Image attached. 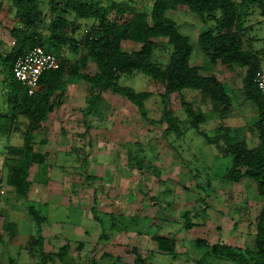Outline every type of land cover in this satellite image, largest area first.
Masks as SVG:
<instances>
[{"label":"rangeland","instance_id":"obj_1","mask_svg":"<svg viewBox=\"0 0 264 264\" xmlns=\"http://www.w3.org/2000/svg\"><path fill=\"white\" fill-rule=\"evenodd\" d=\"M102 1L108 4V0ZM154 1L134 0L132 4L149 11ZM0 5V50L7 53L15 42L10 31L19 23L13 0H0ZM41 7L45 17L39 28L48 33L53 18L48 0H41ZM246 10L250 14L244 22L251 28L244 31V47L260 56L264 68V16L256 6ZM169 15L180 31L191 37V65L206 67L201 74H215L225 84L231 96L230 112L237 106L245 110L247 128L237 130L231 141H243L248 148L259 146L255 126L259 114L247 106L251 103L246 101L243 89L245 68L230 69L220 62L211 65L198 43L200 31L214 22L204 21L186 5ZM130 17L127 13L119 20ZM80 23L76 37H81L94 21ZM123 48L132 50V42H124ZM55 53L61 60L78 62L79 53L68 45ZM171 53L172 46L161 39L153 59L166 65ZM82 71L95 74L96 62L90 60ZM4 74L0 71V111L11 114L8 93L3 92ZM71 75L67 69L64 78ZM14 81L11 76L7 90ZM119 83L152 92L145 101L146 118L137 105L112 90L103 92L97 110L84 113L90 95L84 80L70 82L62 95L57 92L53 110L35 132V150L43 158L29 168L32 186L28 200L19 197L9 182V168L20 157L9 156L6 150L23 146L29 119L18 114L11 134H0V263L39 264L46 254L48 264H63L58 249L66 243L71 247V264H134L135 249L148 255L152 264H199L207 249L217 242L255 251V223L264 197L249 177L239 182L223 178L232 166V156H223L197 132L182 101L192 102L196 111L206 116L200 129L209 135L224 133L225 115L230 112L222 114L209 98L202 99L201 91L190 88L165 100V84L141 71L121 76ZM165 111L178 118L179 133L166 130ZM137 151L145 159L143 168L135 159ZM30 205L47 221L36 224L28 213ZM186 212H191L194 225L188 226ZM12 222L17 225L14 237L9 235L7 225ZM159 236L175 241L173 257L159 252ZM103 254L114 258L103 259ZM207 260L209 264H234L211 256Z\"/></svg>","mask_w":264,"mask_h":264},{"label":"trees","instance_id":"obj_2","mask_svg":"<svg viewBox=\"0 0 264 264\" xmlns=\"http://www.w3.org/2000/svg\"><path fill=\"white\" fill-rule=\"evenodd\" d=\"M133 1L108 0L105 5L102 0H48L53 18L50 32L44 33L39 28L45 17L41 0H13L19 23L10 31L15 42L9 52L0 50V71L5 73L3 92L8 93L7 105L11 114L0 111V134H11L18 114L22 113L29 119L23 146H10L6 150L9 156L20 157L9 168V182L15 188L16 194L23 199H29L28 193L32 186L28 179L29 168L32 162H40L43 158L35 150V132L43 127L42 124L53 110L57 92L60 91L59 95L64 94L70 82L84 80L88 83V106L83 110L86 114L99 108L104 91L112 90L137 105L146 118L145 101L152 96V92L136 91L119 83L121 76L135 71H141L153 80L163 82L165 100L175 92L180 93L190 88L201 91L202 99L209 98L214 108L219 109L222 114L230 112L231 96L225 84L215 74H201L202 66L191 65V37L183 34L177 22L169 15L170 11L186 5L190 11L202 16L204 21L214 22L197 36L198 43L209 57L211 65L220 62L230 69L236 66L245 68L243 89L246 101L253 104L259 114L255 124L261 140L259 146L248 148L243 141L233 143L229 127H225L223 134L216 132L209 135L200 129V123L206 122V116L196 111L192 102L183 100L182 104L186 106L190 123L197 132L209 144L216 146L223 156H232V166L224 173L223 178L229 182H239L243 177H249L255 181L259 194L264 197V102L255 83L257 72L264 68L260 56L254 50L245 48L243 40L244 31L251 28L244 22V17L250 14L246 9L251 5L256 6L264 16V0H155L149 11L136 9ZM127 13L131 17L120 21L119 18ZM88 20L94 21L92 26L86 27L81 37H76L75 31L81 28L80 21ZM72 25L75 26L70 31ZM161 39H167L172 46L170 60L166 65L153 59V53ZM126 41L132 42V50L123 48ZM65 45L79 53L78 62L61 60L59 68L44 71L40 78L41 87L30 95L26 86L14 75L17 59L35 47H43L48 52L55 53ZM90 60H94L98 68L93 75L82 71ZM67 69H70L72 75L64 78ZM11 76L15 77V81L7 90ZM165 117L168 123L166 130L169 133H179L178 118L172 116L170 111H165ZM135 159L138 166L143 168L145 159L138 155V151ZM28 213L38 225L47 221V217L34 205L28 207ZM193 215L197 216L198 213ZM185 216L188 217V226L194 225L190 221L191 212H186ZM7 225L11 229L9 235L14 237L17 234L16 223ZM255 226V251L217 242L207 249L199 264H209L208 256L234 264H264V204ZM2 240L3 235L0 234V242ZM156 240L159 252L171 254L173 257L175 241L164 236L156 237ZM70 248V243H66L58 249L63 264H71ZM106 256L114 258L111 254H103L102 258ZM148 257L135 249L134 264H152L148 262ZM47 260V255L44 254L39 264H48Z\"/></svg>","mask_w":264,"mask_h":264},{"label":"built area","instance_id":"obj_3","mask_svg":"<svg viewBox=\"0 0 264 264\" xmlns=\"http://www.w3.org/2000/svg\"><path fill=\"white\" fill-rule=\"evenodd\" d=\"M60 65L61 59L55 53L48 52L43 47H35L17 59L13 72L15 77L26 86L28 93L33 95L41 87L42 73L57 69ZM255 83L264 102V69L257 72Z\"/></svg>","mask_w":264,"mask_h":264},{"label":"crops","instance_id":"obj_4","mask_svg":"<svg viewBox=\"0 0 264 264\" xmlns=\"http://www.w3.org/2000/svg\"><path fill=\"white\" fill-rule=\"evenodd\" d=\"M204 68H206V67H204ZM207 68L210 69V67H207ZM247 106L250 107L252 110L256 111V108L254 107L253 104H250ZM244 112H245V110L243 107L237 106L233 110H231L230 113L225 115V121H224L225 123L223 124V126L230 128V134H229L230 137L234 136L236 131L240 130L243 127H244L243 130L244 131L246 130L247 124H248V119L246 117L247 115H245ZM245 133L250 135V133L248 131H246Z\"/></svg>","mask_w":264,"mask_h":264},{"label":"clouds","instance_id":"obj_5","mask_svg":"<svg viewBox=\"0 0 264 264\" xmlns=\"http://www.w3.org/2000/svg\"><path fill=\"white\" fill-rule=\"evenodd\" d=\"M58 56V55H57ZM59 57V56H58ZM60 58V57H59ZM61 59V58H60ZM1 192H3V191H1Z\"/></svg>","mask_w":264,"mask_h":264}]
</instances>
